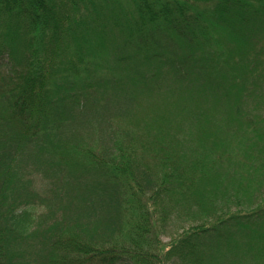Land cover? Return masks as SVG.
Wrapping results in <instances>:
<instances>
[{
  "label": "trees",
  "instance_id": "obj_1",
  "mask_svg": "<svg viewBox=\"0 0 264 264\" xmlns=\"http://www.w3.org/2000/svg\"><path fill=\"white\" fill-rule=\"evenodd\" d=\"M66 1L0 0V264H214L211 250L222 243L249 258L247 248L259 245L251 259L264 264V133L241 158L228 154L232 193L228 212H216L196 184L203 156L174 142L177 122L151 126L130 98L108 103L100 93L84 53L103 48L108 25L79 14L107 0ZM132 2L127 52L116 62L156 58L176 80L209 68L176 52L173 36L203 51L228 30L242 52L252 24L264 21V0ZM68 31L88 38L86 49L78 40L73 52L58 47ZM149 32L164 42L151 45ZM182 209L185 226L175 224ZM168 225L175 231L164 241Z\"/></svg>",
  "mask_w": 264,
  "mask_h": 264
},
{
  "label": "rangeland",
  "instance_id": "obj_2",
  "mask_svg": "<svg viewBox=\"0 0 264 264\" xmlns=\"http://www.w3.org/2000/svg\"><path fill=\"white\" fill-rule=\"evenodd\" d=\"M66 2L71 4L70 0ZM98 4L95 10L91 5L89 11L82 10L79 18L84 22L92 19L98 25H108L103 48H99L96 56L84 53L91 60L92 76L100 79V93L108 103L123 102V99L130 98L133 109L145 114L151 126L164 121L177 122L174 126L179 130L175 132L174 142L177 140L180 151L187 156H203L205 175L201 176V181L197 178V186L205 197L213 196L216 212H228L227 198L232 193L229 180L235 173L228 154L241 158L243 148L259 141L264 133V21L252 24L247 34L250 43L238 48L244 49L242 52L245 56L242 52H234L233 48L241 38L238 37L235 43L228 30L213 34L211 44L201 46L204 47L203 51L199 47H190L181 37L173 36L170 41L176 52L184 55L192 53L209 68L193 71L185 80H176L173 73L172 77L167 73L166 65L156 58L144 63L135 58L128 59L127 65L117 63V56L127 52L122 47V29L131 21L133 2L107 0L104 4ZM67 34L57 40L58 47L67 53L73 52L78 47H74L72 42L78 40L83 42L80 48L86 49L84 42L88 38L81 39L72 31ZM143 36L156 47L160 41L164 42L156 33L149 32ZM209 51L215 54L213 60ZM236 106L241 110L238 116L233 113ZM112 116L111 125L115 127L120 117L118 114ZM91 134L94 135L95 131ZM259 148L258 145L251 147L256 157ZM74 149L72 147L70 153L75 152ZM83 156L75 154L77 166L81 165ZM178 165L181 168L182 163ZM196 207L192 206V209L197 210ZM176 212L177 209L173 217ZM179 216L183 218L175 219V224L183 223L185 226L184 209ZM173 231L175 226L168 225V233L161 236L162 240L166 241L168 234ZM258 249L259 245L247 248L249 258L241 253L239 244L228 250V243H222L212 248L211 258L214 264H254L252 259L257 260L255 253Z\"/></svg>",
  "mask_w": 264,
  "mask_h": 264
}]
</instances>
